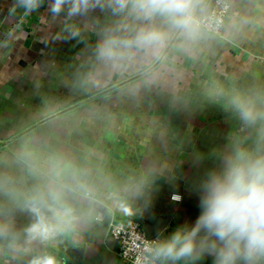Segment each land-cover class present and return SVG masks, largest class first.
Segmentation results:
<instances>
[{
    "label": "crops",
    "instance_id": "obj_1",
    "mask_svg": "<svg viewBox=\"0 0 264 264\" xmlns=\"http://www.w3.org/2000/svg\"><path fill=\"white\" fill-rule=\"evenodd\" d=\"M224 1L220 36L203 31L195 43L173 37L130 75L91 88L101 73L118 70L96 56L105 31L120 20L104 0L57 20L48 12L52 0L29 17L10 14L14 0H0V221L22 231L32 221L25 199L60 191L76 220L46 246L59 264H125L109 236L112 221L160 223L158 238L194 223L200 209L193 184L231 142L252 145L260 129L240 120L231 97L243 92L264 107V0ZM211 6L203 0V16ZM160 58L141 80L56 115ZM28 259L0 246V264Z\"/></svg>",
    "mask_w": 264,
    "mask_h": 264
},
{
    "label": "clouds",
    "instance_id": "obj_2",
    "mask_svg": "<svg viewBox=\"0 0 264 264\" xmlns=\"http://www.w3.org/2000/svg\"><path fill=\"white\" fill-rule=\"evenodd\" d=\"M43 3L14 0L10 14L22 10L21 15L29 17ZM202 4L203 0H104L103 6L120 20L105 31L96 47L97 59L119 68L158 52L173 37L197 42L210 26ZM98 5L101 0H52L48 12L57 20L82 16ZM79 34L74 26L71 35ZM230 104L246 126L260 125L256 141L231 142L218 165L192 186L200 209L194 223L185 221L149 242L142 264H202L207 258L211 264H264V107L243 92L234 94ZM23 210L31 215V223L18 232L10 220L0 221V246L6 244L20 259L29 258L27 264H59L46 246L73 227L75 210L57 190L36 191L25 199Z\"/></svg>",
    "mask_w": 264,
    "mask_h": 264
},
{
    "label": "built area",
    "instance_id": "obj_3",
    "mask_svg": "<svg viewBox=\"0 0 264 264\" xmlns=\"http://www.w3.org/2000/svg\"><path fill=\"white\" fill-rule=\"evenodd\" d=\"M228 10L229 6L226 1L212 0L211 9L205 15L210 26L203 31L220 36L223 32ZM173 196H177V194H172L171 200H173ZM108 232L117 244L118 257L125 264H142L144 253L147 251V244L159 239L158 236L149 238L144 231V226L133 219L112 221L109 224Z\"/></svg>",
    "mask_w": 264,
    "mask_h": 264
},
{
    "label": "water",
    "instance_id": "obj_4",
    "mask_svg": "<svg viewBox=\"0 0 264 264\" xmlns=\"http://www.w3.org/2000/svg\"><path fill=\"white\" fill-rule=\"evenodd\" d=\"M170 44H171V43H170ZM168 48H169V46L167 47V49H168ZM167 49L163 52V55L166 53ZM160 60H161V58H160L159 60H157V61H156L152 66H150L148 69H146L145 71L141 72L140 74H137L136 76H133V77L127 78V79H125L124 81L119 82L118 84H115V85H113V86L107 88L106 90H103L102 92H99V93L94 94V95H92V96H90V97H88V98H85L84 100H82V101H80V102H78V103L72 105L71 107L66 108L65 110H61V111H60L59 113H57L56 115L62 114V113L66 112V111H68V110H70V109H72V108H75V107H77V106H80V105H82V104H84V103H86V102H89V101H91V100H93V99H95V98H97V97H99V96H102V95H104V94H106V93H108V92H110V91H112V90H114V89H117V88H119V87L125 85L126 83L131 82L132 80L138 79L139 77H142V76L146 75L148 72H150L152 69H154V68L157 66V64L159 63ZM160 228H161L160 223H156L155 226H144V231L146 232V234H147V236H148L149 238H155V237H157V236L159 235L158 232H159Z\"/></svg>",
    "mask_w": 264,
    "mask_h": 264
},
{
    "label": "rangeland",
    "instance_id": "obj_5",
    "mask_svg": "<svg viewBox=\"0 0 264 264\" xmlns=\"http://www.w3.org/2000/svg\"><path fill=\"white\" fill-rule=\"evenodd\" d=\"M136 67H138V62L132 65H127L126 67H119L118 70L116 69V71H113L109 74L101 73L98 82L92 83L91 88L97 86H103L105 83L120 80L123 77L130 75L134 71V69L132 68H136ZM137 80H141V79H137Z\"/></svg>",
    "mask_w": 264,
    "mask_h": 264
}]
</instances>
